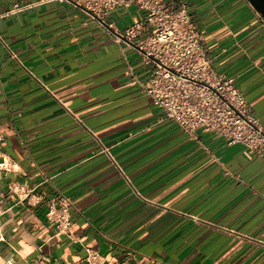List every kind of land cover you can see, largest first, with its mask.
I'll return each mask as SVG.
<instances>
[{
    "label": "crops",
    "instance_id": "crops-1",
    "mask_svg": "<svg viewBox=\"0 0 264 264\" xmlns=\"http://www.w3.org/2000/svg\"><path fill=\"white\" fill-rule=\"evenodd\" d=\"M166 1L188 11L264 132L258 13L247 0ZM143 19L0 0V264H87L89 251L98 264H264V146L157 120L139 85L153 65L109 34ZM60 197L66 234L45 217Z\"/></svg>",
    "mask_w": 264,
    "mask_h": 264
},
{
    "label": "built area",
    "instance_id": "built-area-1",
    "mask_svg": "<svg viewBox=\"0 0 264 264\" xmlns=\"http://www.w3.org/2000/svg\"><path fill=\"white\" fill-rule=\"evenodd\" d=\"M45 1L71 3L99 19L115 8L135 7L143 11L142 22L129 25L120 35L109 34L133 47L144 64L153 65L147 81L139 85L157 108V120L173 121L188 134L198 129L212 131L224 137L229 145L262 150L264 132L248 113L243 95L233 80L216 74L211 68L197 28L185 8H174L166 0ZM23 8L14 4L3 16ZM258 16L264 26V19L259 13ZM69 207L63 197L58 205L52 201L47 204L45 217L57 234H66L72 226ZM1 214L0 211V217ZM3 240L0 231V242ZM98 259L97 253L89 251L86 263L98 264Z\"/></svg>",
    "mask_w": 264,
    "mask_h": 264
},
{
    "label": "water",
    "instance_id": "water-1",
    "mask_svg": "<svg viewBox=\"0 0 264 264\" xmlns=\"http://www.w3.org/2000/svg\"><path fill=\"white\" fill-rule=\"evenodd\" d=\"M253 9L264 19V0H247Z\"/></svg>",
    "mask_w": 264,
    "mask_h": 264
}]
</instances>
